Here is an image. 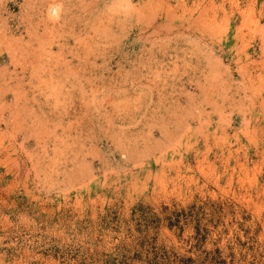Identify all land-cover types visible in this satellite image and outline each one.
I'll use <instances>...</instances> for the list:
<instances>
[{
	"label": "rangeland",
	"instance_id": "obj_1",
	"mask_svg": "<svg viewBox=\"0 0 264 264\" xmlns=\"http://www.w3.org/2000/svg\"><path fill=\"white\" fill-rule=\"evenodd\" d=\"M136 206L161 223L127 232ZM140 236L264 264V0H0V264Z\"/></svg>",
	"mask_w": 264,
	"mask_h": 264
},
{
	"label": "trees",
	"instance_id": "obj_2",
	"mask_svg": "<svg viewBox=\"0 0 264 264\" xmlns=\"http://www.w3.org/2000/svg\"><path fill=\"white\" fill-rule=\"evenodd\" d=\"M116 220L117 217L115 216L112 218L111 216H106L103 218V223L110 224V222ZM164 220H170V218H164ZM161 221V218L157 217L155 213H152L150 209L136 206L132 209L131 218L125 220L123 223L128 227L127 232L130 231V224L134 223L138 233L141 235L150 228H156ZM171 225L172 223H168L169 227ZM135 246L139 250L138 254L135 256L128 257L127 255L130 253V250L126 245H121L116 248L113 254L107 255L106 260H100L99 264H169L165 259L159 257L158 253L154 250L153 244L147 243L145 237H138ZM150 255H152V257H150ZM135 261L138 263H135Z\"/></svg>",
	"mask_w": 264,
	"mask_h": 264
}]
</instances>
